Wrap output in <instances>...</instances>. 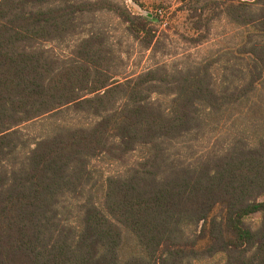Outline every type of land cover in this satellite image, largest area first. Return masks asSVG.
Listing matches in <instances>:
<instances>
[{
	"label": "trees",
	"instance_id": "obj_1",
	"mask_svg": "<svg viewBox=\"0 0 264 264\" xmlns=\"http://www.w3.org/2000/svg\"><path fill=\"white\" fill-rule=\"evenodd\" d=\"M216 1L190 0L197 30ZM102 10L156 48L158 18L113 1L0 0V264H264V0H224L241 30L225 76L209 58L118 79L106 34L80 28ZM67 40L70 63L45 48ZM227 123L225 141L183 153ZM143 147L98 185L95 158Z\"/></svg>",
	"mask_w": 264,
	"mask_h": 264
},
{
	"label": "rangeland",
	"instance_id": "obj_2",
	"mask_svg": "<svg viewBox=\"0 0 264 264\" xmlns=\"http://www.w3.org/2000/svg\"><path fill=\"white\" fill-rule=\"evenodd\" d=\"M104 3L113 1L129 12L145 16L150 19L158 18V44L154 50L148 49L144 41L132 37L126 30V25L116 14L109 11H99L88 15L81 25L86 32L95 30L106 34V46L110 49L114 60L111 66L118 72V79L124 76L139 74L157 64H165L169 73L176 70L190 69L196 63L205 59H216L212 70L216 76H225L229 59H238L232 52L239 44L241 30L230 24L218 14L224 7V0L211 3L207 7L199 30L195 23L199 20L190 11V0H103ZM198 5V4H197ZM200 2L198 6H203ZM78 41H60L45 44V48L62 61L70 63ZM238 61V60H237ZM240 61V60H239ZM241 63V62H240ZM264 98V90L262 91ZM229 123L213 127L205 134L187 136L180 142L183 153H199L209 148L216 141H225L228 135ZM34 130H39L35 128ZM217 143V142H216ZM222 146V144H218ZM147 152V148H140L132 153L124 162L115 161L106 155L99 156L92 161L96 180L101 187L106 178L112 174H123L128 164L140 159ZM262 218L261 213L254 214L248 221L253 227H258ZM224 256L220 255L210 261L211 264H222Z\"/></svg>",
	"mask_w": 264,
	"mask_h": 264
}]
</instances>
